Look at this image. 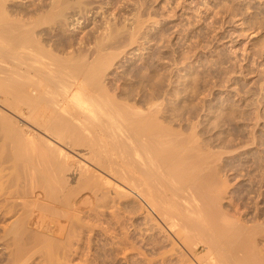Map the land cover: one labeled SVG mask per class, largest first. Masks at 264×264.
Segmentation results:
<instances>
[{"label":"bare ground","instance_id":"obj_1","mask_svg":"<svg viewBox=\"0 0 264 264\" xmlns=\"http://www.w3.org/2000/svg\"><path fill=\"white\" fill-rule=\"evenodd\" d=\"M12 1L0 0V105L20 120L0 107V144L6 147L0 146V219L9 213L17 215L6 226L3 238L16 248L18 259L25 246L47 248L51 261L73 248L69 246L80 230L78 213L83 209L84 196L78 193L103 190L94 173L90 175L92 168L81 167L85 171L78 175L77 186L69 184L73 180L70 161L75 159L69 149L85 146L88 157L121 178L198 264H264L255 243L261 231L250 233L252 227L243 218L248 213L241 210L246 204L250 208L245 198L251 197L239 194L235 203L225 200L230 179L220 176L227 169L219 162L220 156L214 155L196 130L185 135L174 129L170 109L155 101L156 94L147 110L138 104L143 90L135 101L134 95L117 100L122 91L112 93L113 86L105 79L113 56L105 54L95 58L100 62H89L94 50L105 47L103 40L113 37V29L102 41L95 39L96 49L90 52L84 50L86 40L76 47L74 38L57 40L49 33L50 23L63 32L66 20L80 23L79 14L67 10L81 9L88 0L35 2L36 10H22L21 5L17 10ZM68 46L73 50H67ZM255 190L254 185L248 188L249 194ZM150 215L147 223L157 230L160 226Z\"/></svg>","mask_w":264,"mask_h":264},{"label":"rangeland","instance_id":"obj_2","mask_svg":"<svg viewBox=\"0 0 264 264\" xmlns=\"http://www.w3.org/2000/svg\"><path fill=\"white\" fill-rule=\"evenodd\" d=\"M35 2L40 5L50 0H13L12 4L14 8L21 5L22 10H36ZM85 6L84 3L81 9L67 10L77 12L81 22L66 20V32L51 28L55 23L46 25L51 26L48 31L53 39L71 42L68 38H74L78 47L85 40V44L95 43V39L102 41L113 29V37L103 40L105 47L91 51L89 62H100L95 58L105 54L113 56L105 79L107 85L113 86L112 93L122 91V97L116 95L117 100L126 101L123 97L134 95L135 101L143 90L138 104L147 110L156 94L155 101L170 109L174 129L185 135L196 130L214 155L220 156L219 162L227 168L220 176L230 179L225 200L235 203L239 194L252 198H245L250 208L246 204L241 210L248 213V218H243L252 227L250 233L261 231L255 243L264 257V0H88ZM83 15L87 17L81 18ZM94 43L86 44L88 48L84 50L90 52L96 47ZM0 107L18 117L12 110ZM69 151L75 157L71 165L76 164L72 165L70 186H77L81 172L92 168L90 175H96L93 178L99 179L98 185L109 196L99 189L96 194L78 193L84 196L83 209L78 213L80 230L72 237L71 251H61L52 261L47 248L26 246L22 259H18L16 248L7 243L8 239L5 241L4 234L17 215L9 213L2 217L0 264H189L190 260L192 264L199 263L171 230L158 223L155 215L151 216V208H144L140 197L121 178L88 157L85 146ZM250 185L257 188L251 194ZM148 215L159 224L157 230L150 229Z\"/></svg>","mask_w":264,"mask_h":264}]
</instances>
